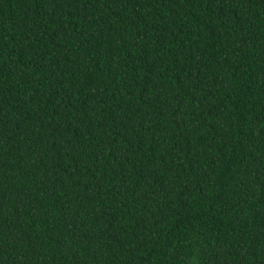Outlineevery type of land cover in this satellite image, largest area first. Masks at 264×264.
Returning <instances> with one entry per match:
<instances>
[{"label":"trees","instance_id":"trees-1","mask_svg":"<svg viewBox=\"0 0 264 264\" xmlns=\"http://www.w3.org/2000/svg\"><path fill=\"white\" fill-rule=\"evenodd\" d=\"M0 264H264V0H0Z\"/></svg>","mask_w":264,"mask_h":264}]
</instances>
